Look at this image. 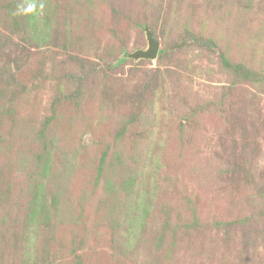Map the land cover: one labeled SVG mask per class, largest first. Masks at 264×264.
Returning a JSON list of instances; mask_svg holds the SVG:
<instances>
[{
  "label": "rangeland",
  "instance_id": "374dc122",
  "mask_svg": "<svg viewBox=\"0 0 264 264\" xmlns=\"http://www.w3.org/2000/svg\"><path fill=\"white\" fill-rule=\"evenodd\" d=\"M0 264H264V0H0Z\"/></svg>",
  "mask_w": 264,
  "mask_h": 264
},
{
  "label": "water",
  "instance_id": "95a60500",
  "mask_svg": "<svg viewBox=\"0 0 264 264\" xmlns=\"http://www.w3.org/2000/svg\"><path fill=\"white\" fill-rule=\"evenodd\" d=\"M148 40H149V47L144 50H138L131 54V56L139 58H155L158 54L159 50V43L158 41L153 37L152 32L148 31Z\"/></svg>",
  "mask_w": 264,
  "mask_h": 264
}]
</instances>
